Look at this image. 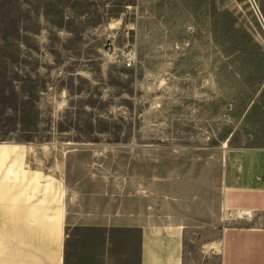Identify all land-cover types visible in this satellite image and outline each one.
<instances>
[{
	"label": "rangeland",
	"instance_id": "obj_1",
	"mask_svg": "<svg viewBox=\"0 0 264 264\" xmlns=\"http://www.w3.org/2000/svg\"><path fill=\"white\" fill-rule=\"evenodd\" d=\"M120 141L264 146L250 0H0V143Z\"/></svg>",
	"mask_w": 264,
	"mask_h": 264
},
{
	"label": "crops",
	"instance_id": "obj_2",
	"mask_svg": "<svg viewBox=\"0 0 264 264\" xmlns=\"http://www.w3.org/2000/svg\"><path fill=\"white\" fill-rule=\"evenodd\" d=\"M251 4L264 29V0ZM0 159V264H264V146L63 144L47 158L0 143Z\"/></svg>",
	"mask_w": 264,
	"mask_h": 264
},
{
	"label": "built area",
	"instance_id": "obj_3",
	"mask_svg": "<svg viewBox=\"0 0 264 264\" xmlns=\"http://www.w3.org/2000/svg\"><path fill=\"white\" fill-rule=\"evenodd\" d=\"M109 50L112 51V48L109 47ZM122 57H123V63L127 67L135 66L137 61H138L137 51L133 47H131V49L127 48V49L123 50L122 51ZM241 214H242V216H246V217L252 216V212L249 210H243V211H241ZM229 215H231V213Z\"/></svg>",
	"mask_w": 264,
	"mask_h": 264
},
{
	"label": "water",
	"instance_id": "obj_4",
	"mask_svg": "<svg viewBox=\"0 0 264 264\" xmlns=\"http://www.w3.org/2000/svg\"><path fill=\"white\" fill-rule=\"evenodd\" d=\"M252 1V0H251Z\"/></svg>",
	"mask_w": 264,
	"mask_h": 264
}]
</instances>
